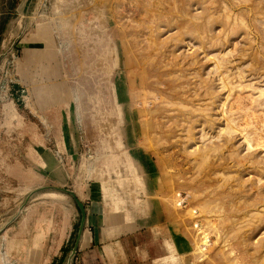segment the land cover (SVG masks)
<instances>
[{"label":"rangeland","instance_id":"374dc122","mask_svg":"<svg viewBox=\"0 0 264 264\" xmlns=\"http://www.w3.org/2000/svg\"><path fill=\"white\" fill-rule=\"evenodd\" d=\"M25 3L0 0V224L34 195L46 261L75 264L94 195L153 256L264 264V0Z\"/></svg>","mask_w":264,"mask_h":264},{"label":"crops","instance_id":"0c3cea01","mask_svg":"<svg viewBox=\"0 0 264 264\" xmlns=\"http://www.w3.org/2000/svg\"><path fill=\"white\" fill-rule=\"evenodd\" d=\"M27 2L28 0H26L23 10L27 7ZM73 153L74 152L71 151L68 156L70 155L72 158L75 157ZM23 173L25 172L23 171ZM39 175V178H37L38 184L36 185V178H34L32 182L34 184L32 188L33 193L40 191L42 188L41 172ZM18 178V182L13 181V183H15V185L17 184L18 189L24 190L27 186L26 180L22 178L20 181V177ZM22 194L25 195V193ZM33 196L29 194L27 198H21L22 202H19L16 208L13 209L14 214L12 218L0 224V264L49 263L46 261V251H43V249L49 247L48 238L44 241L42 239L43 221L41 210L44 203L39 202V199L33 198ZM18 198L20 199V193L18 194ZM87 199L89 200L87 203L83 200L86 212L83 231L81 235L77 236L75 243H71L73 242L75 224H70V226L64 228V232H62L65 234V240L63 238L60 249L63 248L66 252L71 248V253L77 244V253L73 259L74 262H76L75 264H174L172 260L176 258L174 256L168 258L170 247L167 245V242L171 243L169 239H155L157 244L159 243L165 252L153 256L148 250L149 246H146V244H139V242L136 241L131 245L129 241L122 240V225H124L126 231H133L132 234H135L145 228L143 226L138 228V225H140L138 224L139 221L133 218L130 222L127 221L123 224L120 221L113 220L105 224V214L107 213L105 209H102L103 205L101 204V199L95 198L94 195ZM81 224L82 218L79 230ZM130 224L135 225V228L131 230L129 228ZM146 230L151 233L160 230L161 233H163L164 231L163 228H153L152 226L146 227ZM172 245L175 246V250L178 251L179 245L176 243H172ZM131 247L138 250L139 253L136 255V252H133L132 255H128L129 248ZM177 255L179 254L177 253ZM175 264L186 263L179 255Z\"/></svg>","mask_w":264,"mask_h":264},{"label":"water","instance_id":"95a60500","mask_svg":"<svg viewBox=\"0 0 264 264\" xmlns=\"http://www.w3.org/2000/svg\"><path fill=\"white\" fill-rule=\"evenodd\" d=\"M65 192L69 193L72 197H74L76 199V196L74 195L73 192L68 191V190H65ZM76 202H77V205H78L79 209L81 210V215H82V224H81V227H80V230H79V233H78V235H81V233L83 231V223H84L86 212H85L84 204H82L78 199H76ZM76 253H77V244H76V247L74 248V250L72 252L73 256H75ZM73 256H72V258H73ZM71 260L72 259H70V261H69L70 263H71Z\"/></svg>","mask_w":264,"mask_h":264},{"label":"bare ground","instance_id":"6f19581e","mask_svg":"<svg viewBox=\"0 0 264 264\" xmlns=\"http://www.w3.org/2000/svg\"><path fill=\"white\" fill-rule=\"evenodd\" d=\"M49 196H51L52 198L54 197H56V196H58V194L57 193H51V194H49ZM180 204V203H179ZM195 244V243H194ZM203 245V244H202ZM193 246V245H192ZM202 247H206V245L204 244L203 246H201V250H202ZM198 249V248H197ZM205 250V249H204Z\"/></svg>","mask_w":264,"mask_h":264},{"label":"built area","instance_id":"2783aa9c","mask_svg":"<svg viewBox=\"0 0 264 264\" xmlns=\"http://www.w3.org/2000/svg\"><path fill=\"white\" fill-rule=\"evenodd\" d=\"M61 161V160H60ZM62 162V161H61Z\"/></svg>","mask_w":264,"mask_h":264}]
</instances>
